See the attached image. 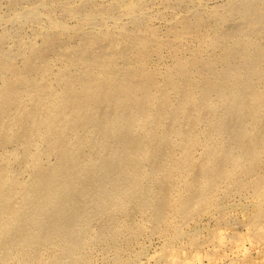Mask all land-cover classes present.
I'll return each instance as SVG.
<instances>
[{"label":"bare ground","instance_id":"6f19581e","mask_svg":"<svg viewBox=\"0 0 264 264\" xmlns=\"http://www.w3.org/2000/svg\"><path fill=\"white\" fill-rule=\"evenodd\" d=\"M246 194L264 0H0V264H127Z\"/></svg>","mask_w":264,"mask_h":264},{"label":"rangeland","instance_id":"374dc122","mask_svg":"<svg viewBox=\"0 0 264 264\" xmlns=\"http://www.w3.org/2000/svg\"><path fill=\"white\" fill-rule=\"evenodd\" d=\"M259 201L251 194L235 196L224 209L209 210L186 223L188 233L171 242L157 235L139 238L127 264H264V215H257Z\"/></svg>","mask_w":264,"mask_h":264}]
</instances>
